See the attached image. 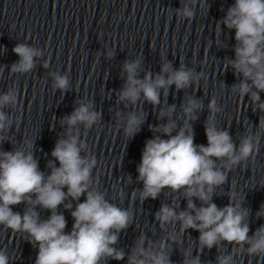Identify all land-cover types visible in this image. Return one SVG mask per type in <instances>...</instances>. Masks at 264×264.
<instances>
[{"label": "clouds", "instance_id": "obj_1", "mask_svg": "<svg viewBox=\"0 0 264 264\" xmlns=\"http://www.w3.org/2000/svg\"><path fill=\"white\" fill-rule=\"evenodd\" d=\"M204 2L180 0L181 7L168 10V14L171 16L174 12L178 22H191L198 6L202 9ZM221 24L228 30H235V58L225 57L222 69L232 70L239 78L230 86V93L240 100L247 96L252 110L264 113V100L260 95L264 93V0H234L225 16L216 23L217 37L222 30ZM215 44L218 48L228 47L218 38ZM12 51L19 59L10 65V76L31 73L38 61H42L43 68H49L48 59H42L45 51L41 48L19 42ZM101 55L111 60L116 52L109 48L97 52L98 57ZM160 57L157 73L143 67L141 56L125 59L120 72L124 83L116 92L118 105L133 108L127 112L114 111L115 128L122 130L128 140L134 138L146 122L147 114L142 107L137 108L138 103L141 106L145 102L151 104L154 110L158 109L157 119L166 120L156 126L149 125L153 137L145 141L136 169V183H142L143 187L134 189L132 198L143 203L149 198L157 199L166 189L174 194L171 203L162 202L154 214L160 230L167 235L153 240L141 232L128 252L116 245L120 233L134 223V211L131 206L122 208L110 202L105 193L98 190L99 161L86 142L88 130L102 119V112L96 110L94 101L76 100L73 111L59 119L63 131L51 151L53 159L46 164L49 174L39 168L34 155L35 140L23 137L22 146L16 147L8 135L21 123L19 116L12 115L18 104L17 89L13 86L0 93V145L6 141L13 145L11 151L0 150V226L20 234L37 249L35 264H107L109 260L125 258L127 264H174L171 260L173 246L180 251L183 234L189 229L199 232L195 240L197 254L193 256V250L185 248L180 252L183 264H204L200 254L213 247L218 253L216 264H236V258L242 254L264 257V224L249 235L251 210L244 206L245 196L239 197L234 190V181L226 194L229 203L218 207L213 202L217 189L224 191L223 185L229 182V173L237 167L255 166L264 135V116H260L256 131L251 125L246 127L237 143L226 128L218 127L216 116L223 111V106L213 95L207 105L204 124L207 145H197L193 123L199 118L197 113L204 109L203 100L193 95L185 97L180 105L183 119L179 123V117L174 118L177 106L166 101L173 86L177 92L190 87L196 89L201 81L206 83L208 77L204 71L183 63L174 67L163 52ZM49 76L54 90L61 94L72 90L67 71L63 74L50 71ZM94 169L96 175H93ZM131 179L128 176V180ZM112 188L116 191L113 199L123 201V189L117 190V183ZM82 196L84 202H80ZM181 200L186 201L183 210L178 203ZM21 203L25 204L23 214L13 211L12 206ZM61 205L71 212L74 220L67 233V220L58 211ZM38 208L50 211V216L41 219ZM255 216L264 218V204ZM177 224L179 232L175 230ZM226 244L232 246L230 251L221 252ZM12 259L6 248H0V264H11Z\"/></svg>", "mask_w": 264, "mask_h": 264}, {"label": "water", "instance_id": "obj_2", "mask_svg": "<svg viewBox=\"0 0 264 264\" xmlns=\"http://www.w3.org/2000/svg\"><path fill=\"white\" fill-rule=\"evenodd\" d=\"M233 3L234 0H205L202 9L198 6L197 15L191 22H178L174 12L169 16L168 10L181 7L180 0H0V93L13 86L17 89L18 104L12 115L19 116L21 121L19 127L14 126L8 135L16 147L22 146L20 141L23 137L35 140L34 155L39 161V168L50 174L46 164L53 159L51 151L63 131L59 119L73 111L76 100H93L96 110L102 112V119L88 130L86 142L99 161L98 190L104 192L110 202L122 208L131 206L134 211V223L120 233L116 245L124 248L125 252L130 250L141 232L153 240L167 235L160 230L154 214L162 202L171 203L174 194L166 189L157 199L149 198L143 203L132 198L133 190L143 187L142 183H136V169L145 141L153 137L149 125L156 126L166 123V120L157 119L158 109L154 110L151 104L145 102L141 106L138 103L137 108L142 107L147 114L141 131L128 140L122 130L115 128L114 111L133 110L131 105L125 109L116 103V92L124 83L120 77L121 65L125 59L141 56L143 67L157 73L160 70V54L163 52L174 67L178 68L183 63L197 71H204L208 77L206 83L201 81L200 87L179 92L173 86L166 103L177 106L174 118L178 116L179 123L183 119L180 105L185 97L193 95L203 100L204 109L197 113L199 118L193 123V128L195 143L206 146L204 124L208 115L207 105L210 98L216 96L218 104L223 106V111L216 116L218 127L226 128L238 143V137L244 134L246 127L251 125L252 130L256 131L255 126L264 113L254 112L247 96L240 100L231 94L229 88L239 78L230 69L222 71L224 58H235V30H228L221 24L222 30L217 37L216 23L225 16ZM217 38L228 47H216ZM19 42L44 50L45 57L42 59H48L49 68H43L42 61H38L31 73L10 76V65L19 59L12 49ZM109 48L116 52L114 59L97 56V52ZM50 71H59L61 74L67 71L72 90L64 94L54 90ZM140 75L142 78L143 73ZM260 95L264 100V93ZM13 145L6 141L0 145V150L11 151ZM96 174L97 170L94 169L93 175ZM128 176H131V181ZM233 181L234 190L239 197L245 196L244 206L251 210V235L264 224V218L255 216L264 204V187H261L264 185V135L261 136L255 166L243 169L237 167L229 173V182L223 185L224 191L217 189L213 202L218 207L229 203L226 194ZM114 183H117V190L123 189V201L113 199L116 195L112 188ZM64 190L67 191L66 188ZM84 199L82 196L80 202H84ZM178 203L181 210L186 207L185 200ZM195 203L199 206L198 200ZM12 207L13 211L23 214L25 204ZM37 210L40 211L41 219H47L51 214L48 210ZM58 211L67 220L65 232H70L74 223L71 212L62 205ZM171 229L172 226H169ZM175 230L179 232L178 224ZM198 237L199 232L192 229L183 234L180 251L173 246L171 260L174 264H183L180 252L185 248L192 249L193 256L197 254L195 240ZM231 247L226 244L221 252L230 251ZM0 248L7 249L13 258L11 264H35L37 249L20 234H14L2 226ZM217 254V249L213 247L211 250L204 249L200 256L204 264H216ZM107 264H127V259L109 260ZM236 264H264V257L242 254L236 258Z\"/></svg>", "mask_w": 264, "mask_h": 264}]
</instances>
